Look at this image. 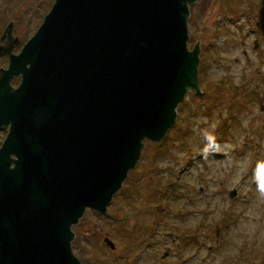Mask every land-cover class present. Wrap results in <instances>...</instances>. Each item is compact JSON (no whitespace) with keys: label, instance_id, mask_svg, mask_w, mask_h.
Returning a JSON list of instances; mask_svg holds the SVG:
<instances>
[{"label":"water","instance_id":"water-1","mask_svg":"<svg viewBox=\"0 0 264 264\" xmlns=\"http://www.w3.org/2000/svg\"><path fill=\"white\" fill-rule=\"evenodd\" d=\"M193 2L54 0L7 54L0 264H82L72 226L87 208L107 211L144 141L174 127L188 91L203 94L201 46L188 47Z\"/></svg>","mask_w":264,"mask_h":264},{"label":"rangeland","instance_id":"rangeland-1","mask_svg":"<svg viewBox=\"0 0 264 264\" xmlns=\"http://www.w3.org/2000/svg\"><path fill=\"white\" fill-rule=\"evenodd\" d=\"M43 1L0 0V66L36 31ZM263 3L189 4L188 47L199 43L204 61L202 97L188 91L177 108L181 127L160 142L145 140L107 211L87 208L72 226V249L82 264H264V79L254 47L258 39L264 48ZM243 87H258L259 100L242 98Z\"/></svg>","mask_w":264,"mask_h":264},{"label":"flooded vegetation","instance_id":"flooded-vegetation-1","mask_svg":"<svg viewBox=\"0 0 264 264\" xmlns=\"http://www.w3.org/2000/svg\"><path fill=\"white\" fill-rule=\"evenodd\" d=\"M263 2H264V0H263ZM264 4V3H263ZM260 10H261V13H262V18H263V23H264V7H263V5H261L260 6ZM259 24V21L257 22V25ZM254 47H255V49L257 50V51H259L258 52V56H259V58H260V61H261V66L257 69V74L258 75H261V78H263L264 79V48L262 47V46H260L259 45V41H258V39H255L254 40ZM245 54H247V52H244ZM2 58V57H1ZM1 67H2V65H1ZM3 67H5L4 65H3ZM264 83V80L263 81H261V84H263ZM243 89H244V94H246V95H243L242 96V98L244 97H247V98H249L250 100H253V99H255V100H259V97H258V93L257 92H260V89L257 87V88H254V89H252L251 91L250 90H248V89H246V87H243ZM261 111L264 113V103L261 105ZM229 118V121H228V124H232L233 122H234V118L233 117H228ZM232 120V121H231ZM222 129H223V133L224 134H226V131L228 130V128H227V120H225V122H224V127H222ZM257 144H259V143H257ZM221 234H222V226L219 224V223H216V235H217V238L216 239H219V237H221ZM227 235V234H226ZM229 236H230V231H229V235H228V238L227 239H225L224 240V243H227V242H229ZM108 237V236H107ZM109 239H110V237H109ZM111 240V239H110ZM112 241V240H111ZM113 242V241H112ZM113 244H114V247L113 248H111L107 243H106V245L107 246H109L112 250H114L115 248H116V245H115V243L113 242ZM167 254V251L162 255V256H165ZM167 256V255H166ZM168 264V263H167Z\"/></svg>","mask_w":264,"mask_h":264},{"label":"trees","instance_id":"trees-1","mask_svg":"<svg viewBox=\"0 0 264 264\" xmlns=\"http://www.w3.org/2000/svg\"><path fill=\"white\" fill-rule=\"evenodd\" d=\"M49 2H47V0L46 1H43V5H45V3H46V6H45V8H44V6L42 7V9H40V7L38 6V8H37V10H41L40 11V13L43 11V9H45L44 11H43V14L42 15H44V14H46V12L50 9V7H51V5H52V3H53V1L54 0H48ZM44 17V16H43ZM234 18H237V16H233ZM2 20H7L9 17H8V15H7V13L5 12V11H3L2 12ZM22 21V20H24V17H22L21 18V16H20V19H19V21ZM19 21H17L18 23H19ZM29 21V19H27L26 21H25V25L27 24V22ZM42 21V20H41ZM41 21H40V23H41ZM39 23V22H38ZM39 23V24H40ZM39 26V25H38ZM31 36V35H30ZM28 34H27V36L26 37H22L21 38V40H22V42H21V44H23L29 37H30ZM204 71V61H203V57H202V55H200V65H199V79H200V77H201V75L200 74H202V72ZM19 82V79L17 78V79H15L14 81H13V83L14 84H17ZM192 91V96L193 97H196V98H201L202 96H198V95H196L195 93H194V91L193 90H191ZM184 101V100H183ZM179 107V106H178ZM181 127V125H180V122L177 124H175L174 125V127L171 129V130H175V129H178V128H180ZM6 129H3V131H5ZM2 131V130H1ZM170 132V130L167 132V134H166V136L168 135V133ZM1 136V135H0ZM163 142V141H162ZM161 142V143H162ZM0 143H1V139H0Z\"/></svg>","mask_w":264,"mask_h":264},{"label":"clouds","instance_id":"clouds-1","mask_svg":"<svg viewBox=\"0 0 264 264\" xmlns=\"http://www.w3.org/2000/svg\"><path fill=\"white\" fill-rule=\"evenodd\" d=\"M262 187H264V185H262Z\"/></svg>","mask_w":264,"mask_h":264},{"label":"bare ground","instance_id":"bare-ground-1","mask_svg":"<svg viewBox=\"0 0 264 264\" xmlns=\"http://www.w3.org/2000/svg\"><path fill=\"white\" fill-rule=\"evenodd\" d=\"M116 194V193H115Z\"/></svg>","mask_w":264,"mask_h":264}]
</instances>
